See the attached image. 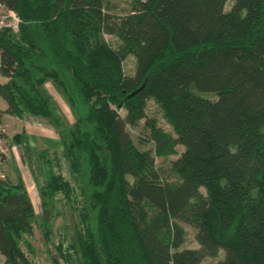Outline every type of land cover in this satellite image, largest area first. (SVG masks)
Returning <instances> with one entry per match:
<instances>
[{
	"label": "trees",
	"instance_id": "16d2710c",
	"mask_svg": "<svg viewBox=\"0 0 264 264\" xmlns=\"http://www.w3.org/2000/svg\"><path fill=\"white\" fill-rule=\"evenodd\" d=\"M0 3L19 18L0 27V124L47 119L75 177L37 149L38 214L20 176L0 178L2 264H200L220 250L212 264H264V0H130L118 17L106 0ZM12 141L26 145L25 131ZM177 145L163 178L155 158ZM59 200L67 233L53 230ZM181 222L198 248L182 247Z\"/></svg>",
	"mask_w": 264,
	"mask_h": 264
},
{
	"label": "rangeland",
	"instance_id": "374dc122",
	"mask_svg": "<svg viewBox=\"0 0 264 264\" xmlns=\"http://www.w3.org/2000/svg\"><path fill=\"white\" fill-rule=\"evenodd\" d=\"M106 1L110 9V14L114 17H118L124 14L129 9L130 0H106ZM230 3L231 1L226 2L225 4L226 9L229 8ZM104 37L112 47H117L118 41L115 36L105 33ZM134 65H135L134 57L132 55H129L125 59L123 64L124 71L127 74H132L134 70ZM2 81H5V77L0 75V82ZM46 88L50 93V95L52 96V98L54 99V101L60 106L62 112L66 115L68 120L70 122H73L74 119L73 114L69 109V107L67 106L60 92L51 83H46ZM0 108L1 109L6 108V103L1 98H0ZM120 112L121 114H124L123 110H121ZM147 115L149 117H155L160 127H162L165 131L173 133L170 124L165 120V118L162 115V112L159 110V108L155 105L153 101H148L147 103ZM29 116L37 118L41 121H48L47 119L39 118L38 116H34V115H29ZM35 122L32 124H36ZM24 125H26L25 122H23L22 120L21 121L17 120L15 116L12 115L3 116V120L0 124V151L3 153L4 157L3 159L0 160V178L9 177L13 180H16L21 173L24 177L31 180L32 182L31 181L29 182L32 184L33 188H31V185L28 183L29 184L28 189L31 193V196H33V198L35 197L34 210L35 213L38 214L41 211V200L38 193V185L42 179V176H41V168L39 165L37 152H34L35 148L33 145L28 146L23 144H16L13 143L12 141V135L22 131V127ZM127 128L133 137H140L146 134V131L143 128V120L140 121L138 126L136 127L128 126ZM53 140L54 141H51L49 143L38 145L36 149L49 148L51 151L57 152L62 157L61 158L62 173L67 178H71V180L74 181L75 177L69 171L67 160L63 156V145L61 141L56 137H54ZM14 145L16 147L14 149H11L12 146ZM182 150H183V146L177 145L175 154L155 158L156 167L159 169V172L163 178L174 180L175 175L170 171V164L172 160L177 158V156L180 154ZM13 153L17 156L18 159ZM32 191H36L37 194H35L34 196ZM56 212L57 213L53 221L54 233L56 232L67 233V225H66L67 214L60 200L56 205ZM181 224L185 229L184 243L182 247L198 248L199 244L195 238L196 231L194 227L184 222H181ZM223 254H224L223 250H220L215 256L205 257L200 264H212L215 261H217L219 258L223 257ZM3 260L4 258L0 254V264H2Z\"/></svg>",
	"mask_w": 264,
	"mask_h": 264
},
{
	"label": "crops",
	"instance_id": "0c3cea01",
	"mask_svg": "<svg viewBox=\"0 0 264 264\" xmlns=\"http://www.w3.org/2000/svg\"><path fill=\"white\" fill-rule=\"evenodd\" d=\"M5 116L8 114H4ZM3 115V116H4ZM17 120L19 121H23L25 122L26 125H24L22 127V130L25 131L26 133V137H27V143L26 145H33L34 146V152H36V147L40 144H44V143H49L51 141H54L53 138L56 137L58 139L57 133L56 131L53 129V127L51 126V124L47 121H41L37 118L31 117L29 115H26L22 118H18L16 117ZM3 120V118H2ZM36 121V122H35ZM38 121V122H37ZM36 123V124H32V123ZM29 125V126H28ZM16 146H12L11 149H14ZM40 149V148H39ZM14 154V153H13ZM15 155V154H14ZM16 156V155H15ZM17 158V156H16ZM18 159V158H17ZM19 175V174H18ZM20 177H22L25 187L27 189L28 195L31 199L32 205L34 207L35 204V197L33 198V196H31V193L28 189V185H31V188H33L32 184L29 182L31 180L27 179L26 177H24L21 173L19 175ZM32 182V181H31ZM29 183V184H28ZM33 195L35 196V194H37L36 191H32ZM33 199H32V198Z\"/></svg>",
	"mask_w": 264,
	"mask_h": 264
},
{
	"label": "built area",
	"instance_id": "2783aa9c",
	"mask_svg": "<svg viewBox=\"0 0 264 264\" xmlns=\"http://www.w3.org/2000/svg\"><path fill=\"white\" fill-rule=\"evenodd\" d=\"M18 22L19 18L16 13L13 10L7 9L0 3V27L7 26L16 31Z\"/></svg>",
	"mask_w": 264,
	"mask_h": 264
}]
</instances>
